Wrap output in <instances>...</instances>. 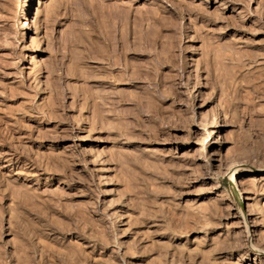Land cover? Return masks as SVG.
Returning <instances> with one entry per match:
<instances>
[{"label": "rangeland", "instance_id": "374dc122", "mask_svg": "<svg viewBox=\"0 0 264 264\" xmlns=\"http://www.w3.org/2000/svg\"><path fill=\"white\" fill-rule=\"evenodd\" d=\"M263 171L264 0H0V264H264Z\"/></svg>", "mask_w": 264, "mask_h": 264}, {"label": "bare ground", "instance_id": "6f19581e", "mask_svg": "<svg viewBox=\"0 0 264 264\" xmlns=\"http://www.w3.org/2000/svg\"><path fill=\"white\" fill-rule=\"evenodd\" d=\"M28 58H29V57H28ZM25 62H26V61H25ZM27 63H28V62H27ZM208 134H209V136L212 135V133H210V132H208ZM235 165H236V164H235ZM237 165H238V164H237ZM245 166H247V165H245ZM240 168H241V167H240ZM244 168H245V167H244ZM238 170H239L238 167H234V166H233V168H232V167H231V168L229 167L228 172H229V173H232L231 176H232V178H234V175H235V173H236ZM245 170H248V169L245 168ZM263 172H264V171H263ZM229 173H228V174H229ZM252 175H253V174H252ZM246 177H249V176H246ZM250 177H251V176H250ZM260 177H261V176H260ZM255 178H256V177H255ZM255 178H254V179H255ZM245 179H247V178H245ZM241 181H242V180H241ZM241 181H239V182H241ZM244 181H245V180H244ZM246 181H247V180H246ZM246 181H245V182H246ZM253 181H254V180H253ZM242 182H243V181H242ZM249 182H252V181H249ZM244 184H245V183H243V185H244ZM251 184H252V183H251ZM251 184H250V185H251ZM243 185H242V187H243ZM250 185H249V186H250ZM245 187H246V186H245ZM245 187H244V188H245ZM245 189H246V191H247V187H246ZM240 198H241V197H240ZM245 198H247V197L245 196ZM244 219H245V223L247 224V229H246V230H247V234H248L247 236H248L249 238H251V237L253 236V230L250 228V226H249V224H248L247 216H246V218L244 217ZM253 249H254V247H253ZM257 250H258V249H257ZM255 252H256V251H255ZM259 252H261V251H259ZM263 252H264V251H263Z\"/></svg>", "mask_w": 264, "mask_h": 264}]
</instances>
